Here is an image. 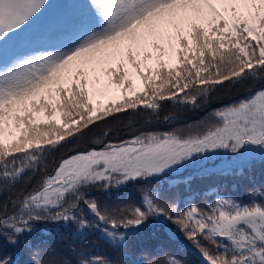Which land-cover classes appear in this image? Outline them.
I'll return each mask as SVG.
<instances>
[{
	"label": "snow or ice",
	"instance_id": "obj_1",
	"mask_svg": "<svg viewBox=\"0 0 264 264\" xmlns=\"http://www.w3.org/2000/svg\"><path fill=\"white\" fill-rule=\"evenodd\" d=\"M51 2L0 0V236L15 245L54 223L74 242L99 233L126 257L151 221L175 251L159 244L148 264H194L177 255L189 250L200 264H264V190L180 211L160 182L215 169L222 155L232 175L264 162V0H59L67 6L46 15ZM165 103L205 116L120 137L136 117L159 120ZM139 182L134 200L123 189ZM68 251L75 264H118ZM46 254L36 264H72L55 245Z\"/></svg>",
	"mask_w": 264,
	"mask_h": 264
},
{
	"label": "trees",
	"instance_id": "obj_2",
	"mask_svg": "<svg viewBox=\"0 0 264 264\" xmlns=\"http://www.w3.org/2000/svg\"><path fill=\"white\" fill-rule=\"evenodd\" d=\"M66 6L64 3L59 2V0H52L45 14H52ZM245 94L242 91L233 92L230 95L224 96L221 102L227 103ZM215 106L216 104L214 102L211 107ZM169 113H175L178 119L165 122L164 116ZM204 116V109L185 112L184 109L175 108L171 103H165L159 113V120L150 114H144L143 117H136L133 119L131 126H123L120 128V137L124 138L126 135L137 131L171 130L179 126H184L185 124L195 123L198 117L204 118ZM123 119L127 121V117ZM144 121H151V123H145ZM94 131L99 135V129ZM113 138L114 134L108 137V139ZM214 159L215 165H218L215 169L212 168L211 164L208 165L209 169L207 171H201L198 167L189 166L188 169L183 170L179 174H169L161 178V184L170 190L171 198L174 199L180 211H183L189 203H195L201 206L209 203L217 195L232 196L242 202H248L253 198L250 196L251 191H255L256 189L264 190V162L257 159L252 164L250 170L248 168L243 169L244 174L241 176L227 174V169L231 167L229 164L231 160L230 156L222 155ZM51 167L52 164L50 163L49 169ZM231 170L236 171L235 168ZM37 180L38 177H34L28 187H31ZM23 183L24 181L21 182V184ZM142 185H144V182H139L137 185L129 184L123 191L129 193L132 199L139 200L138 188ZM149 186L153 190H156V181H151ZM254 198L260 199L259 196ZM172 227L175 226L173 225ZM57 230L64 237L63 240L57 236ZM18 239L20 242L13 245L8 243L4 237L0 236V259L10 258L14 264H36V260L45 262L53 258V256L46 254V247L48 245L56 246V259L66 258L72 261V264H75L77 256L68 251L69 245H72L77 250L83 248L89 253L106 254L110 259L117 261L118 264H148V261L154 257L155 248L159 244H164L166 247H170L175 251L174 244L168 241L159 225L151 221L141 228L136 235L129 236L128 247L125 249L128 253L126 257L113 249L100 237L99 233H90L83 243L79 241L74 242L69 236V230H66L62 225L54 223L37 224L36 231L30 234L25 233ZM25 240H31V247L25 245ZM189 249H191V245H189ZM177 255L190 262H194V264H200V258L194 253V250L183 253L177 252Z\"/></svg>",
	"mask_w": 264,
	"mask_h": 264
}]
</instances>
